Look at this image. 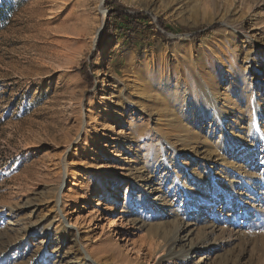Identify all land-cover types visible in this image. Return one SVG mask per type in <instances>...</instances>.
Listing matches in <instances>:
<instances>
[{
  "label": "rangeland",
  "instance_id": "obj_1",
  "mask_svg": "<svg viewBox=\"0 0 264 264\" xmlns=\"http://www.w3.org/2000/svg\"><path fill=\"white\" fill-rule=\"evenodd\" d=\"M49 1L0 0V264H86L82 245L98 264H154L184 221L187 243L215 244L189 264H264L263 166L226 154L203 117L213 94L229 131L264 153V0H117L150 17L136 33L115 27L113 0L105 14L99 0L63 14ZM80 10L91 25L77 35Z\"/></svg>",
  "mask_w": 264,
  "mask_h": 264
},
{
  "label": "bare ground",
  "instance_id": "obj_2",
  "mask_svg": "<svg viewBox=\"0 0 264 264\" xmlns=\"http://www.w3.org/2000/svg\"><path fill=\"white\" fill-rule=\"evenodd\" d=\"M51 1V0H50ZM49 1V2H50ZM93 1V0H92ZM55 2V5H56V8H59V13L60 14H63L66 12L69 4H67V1L66 0H53L52 3ZM90 3V2H89ZM104 0H99L98 1V9L101 11V13L105 14V10H104ZM86 7L89 6V4H85ZM55 8V7H54ZM52 8V9H54ZM55 8V9H56ZM42 9V8H41ZM40 9V10H41ZM51 9V8H50ZM49 9V10H50ZM86 9H89V8H85ZM57 10V9H56ZM75 10V9H74ZM84 10V11H85ZM44 11V10H43ZM68 11V10H67ZM81 11V10H80ZM84 11L82 12L81 11V14L79 15L78 19L80 20L78 23H76L77 26L75 25H70V28L72 29L73 32H76L77 35H80V32L81 31H87L89 29V26L91 25V20L88 21L87 17L82 15L84 14ZM33 12V11H32ZM56 12V11H55ZM87 12V10H86ZM72 12H67V16H70ZM65 14V15H66ZM55 15V14H53ZM52 15V16H53ZM69 18V17H68ZM68 18H66L65 20H68ZM90 18V17H89ZM58 19V18H57ZM76 19V18H75ZM53 20V19H52ZM50 21V20H49ZM67 22V21H66ZM82 34V33H81ZM86 34V33H85ZM98 34L99 32L97 33V35H95L93 38V42L95 43L96 39L98 38ZM204 88L207 90V86L204 85ZM208 94V93H207ZM211 100H210V107L205 109V111L203 112V117L206 118L207 116H212L213 117V120H214V123H211V126H210V131L212 130L213 132H215V129H218V131L220 132L219 134V141H222L223 143L225 142V153L228 154V151L232 154V155H236L237 152H241V155L244 156L245 160L247 161L248 160V164L249 166L251 165V167H255L256 169L258 168H261L263 166V169L261 170L262 173H263V176H264V153L262 151H260V149L255 146L254 143H249L247 141H245L244 139H237L238 136H234L231 131H229V127L227 126V123L225 121L226 119V115L225 114H222L220 112V109L217 107L216 103L214 102L215 101V96L213 94H211ZM183 100V99H182ZM254 104V103H253ZM257 103L255 102V105ZM197 107V106H196ZM82 109V108H81ZM199 109V108H198ZM256 109V108H255ZM251 111V110H250ZM82 112H84V110H82ZM253 112V111H252ZM251 112V114H252ZM84 114V113H83ZM199 115L196 114V118L198 117ZM255 116V115H253ZM83 117L85 118V115H83ZM259 117V116H258ZM260 119V118H259ZM194 121L197 123V119H194ZM254 121V122H253ZM212 124H214V127H212ZM260 125V122L257 120V117L256 119L254 118V120H251V117L250 119L248 120V131L252 132L250 133L253 134V132H259L258 131V128H256V126H259ZM243 126V125H242ZM246 130V129H245ZM208 131V132H210ZM262 131L264 132V129H262ZM214 135V133H212ZM249 135V134H248ZM240 137V136H239ZM242 137V136H241ZM264 138V136H263ZM231 141H234V143H230ZM217 142V141H216ZM258 148V150H257ZM227 159V158H226ZM226 161V160H225ZM255 161V162H254ZM227 162V161H226ZM231 163V162H229ZM233 163V162H232ZM253 163V164H252ZM240 165H243V164H240ZM234 166V165H233ZM66 167V166H65ZM168 167V166H166ZM253 167V168H254ZM241 168V167H240ZM244 168V167H243ZM237 170V169H236ZM67 171V177H66V182L68 183L69 179H70V172L69 170H66ZM248 171V170H247ZM247 173V172H246ZM250 174H247L246 176L248 177H252L253 174H251V171H249ZM255 173V172H254ZM261 173V172H260ZM258 174V173H257ZM211 177V183L213 184H216L217 186H220L221 184L217 182V176L216 175H213V176H210ZM257 177V176H256ZM65 178V177H64ZM194 180H196L200 185V187H202V189L206 186L208 180L206 181L205 178H201V177H198V176H193L192 177ZM263 179V178H262ZM237 180V179H236ZM65 181V180H64ZM155 181V180H154ZM225 181V179H224ZM157 182V181H156ZM66 183V184H67ZM152 183V182H151ZM145 184V185H139L140 187V191L144 193V201H145V204L149 201L151 202L150 205H155L157 206L158 205V201H159V196H156L154 197V199H150V196H149V189L147 188L148 186L151 188V185L152 184ZM66 184L62 181L61 183H59L56 187L53 186V191L55 192V203H56V208L58 210V215H60L61 218L63 219H66V215L63 213V210L61 208V204L63 202V197L65 195L64 191H65V186ZM158 184V183H157ZM182 184V183H181ZM230 184V183H229ZM162 184L159 186V190H161L162 193H164L163 195H165V191L162 190ZM234 187V186H233ZM183 192V194H187L188 198H191V199H197L196 197L193 196V194L191 193V191H189L187 189V186L183 183L180 187ZM223 189V194L225 195V200H229V192L227 190H224L225 188H222ZM180 190V189H179ZM174 191L177 192V186L174 187ZM264 192V191H263ZM247 194V193H246ZM162 195V196H163ZM201 197L205 200V201H208V199L203 195L201 194ZM264 199V197H263ZM262 199V201H263ZM169 200V199H168ZM167 200V201H168ZM172 200V199H171ZM165 202V200H164ZM167 204V203H166ZM171 204V203H170ZM151 205V206H152ZM164 205V204H163ZM253 205V204H252ZM160 207V206H159ZM198 208V207H197ZM205 210V209H204ZM57 215V216H58ZM217 214H214V216H216ZM56 216V217H57ZM106 216L105 213H102V217ZM115 217V216H114ZM112 218V219H108V223L110 224L111 222H115L116 219L115 218ZM111 218V217H110ZM58 220V218H57ZM52 223V222H51ZM218 222L217 221H214L212 222V225L210 226L211 227V231L214 229H216V227L218 226L217 224ZM189 222L187 221H184L182 222V224L179 226V228L176 230V232L171 235L170 237H168L167 239H165V244H164V251H166L163 255L159 256L158 258H156L154 260V264L155 263H173L175 262L176 264L178 262H180L181 264H189V263H193L195 262V259L198 257L199 254H201L202 252H206L207 254L211 253V251L213 250V248L215 247V244L214 245H209V246H205L203 245L202 243H192V242H186V239L189 237L190 235V231H189ZM50 226V225H49ZM109 226V225H108ZM104 227V226H103ZM77 227H76V224L75 222L73 221H69L68 224L65 225V230L67 232V234L70 233V230H75ZM28 229H30L29 226H25L23 227L22 229H20V231H27ZM18 231V230H17ZM72 234V233H71ZM76 234V232H75ZM125 234V233H124ZM6 236V235H5ZM110 237V236H109ZM203 240V239H202ZM206 240V239H205ZM43 242V241H42ZM204 243V242H203ZM82 251L84 253V262L83 263H86V264H98L97 260H95L92 255L90 254V252L84 248V246L82 245ZM139 251V250H138ZM140 252V251H139ZM139 254V253H138ZM44 255V254H43ZM43 257V256H42ZM199 259V258H198ZM197 261V260H196ZM199 262V260H198ZM197 262V263H198ZM201 262V261H200Z\"/></svg>",
  "mask_w": 264,
  "mask_h": 264
},
{
  "label": "trees",
  "instance_id": "obj_3",
  "mask_svg": "<svg viewBox=\"0 0 264 264\" xmlns=\"http://www.w3.org/2000/svg\"><path fill=\"white\" fill-rule=\"evenodd\" d=\"M114 5L112 6V9L110 11V17L111 19L114 20L115 22V27L117 29H121V31H129V32H134L136 33L139 30L145 29L146 27L151 30L152 26L148 24V20L150 17L142 12V11H137L135 13H129L127 12V9L118 2L117 0H113ZM160 26L166 30V31H173V27L166 24L162 20L159 21ZM112 27V23H111ZM109 27V29L111 28ZM108 33V31L106 32ZM158 35H162L160 31L155 32ZM134 36V35H133ZM163 36V35H162Z\"/></svg>",
  "mask_w": 264,
  "mask_h": 264
}]
</instances>
